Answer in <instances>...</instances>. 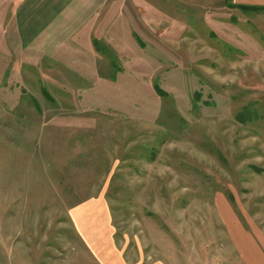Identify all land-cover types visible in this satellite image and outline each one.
I'll list each match as a JSON object with an SVG mask.
<instances>
[{"label": "rangeland", "instance_id": "1", "mask_svg": "<svg viewBox=\"0 0 264 264\" xmlns=\"http://www.w3.org/2000/svg\"><path fill=\"white\" fill-rule=\"evenodd\" d=\"M231 3L0 0V264H264V9Z\"/></svg>", "mask_w": 264, "mask_h": 264}, {"label": "trees", "instance_id": "2", "mask_svg": "<svg viewBox=\"0 0 264 264\" xmlns=\"http://www.w3.org/2000/svg\"><path fill=\"white\" fill-rule=\"evenodd\" d=\"M231 6H234V7H238L240 8L242 11H245V12H249V11H261L264 9V6H256V5H243V4H235V3H231ZM157 88V91L161 94H163V91L161 89H159L158 87ZM256 110L253 112L252 115H256ZM239 116H244V112H242ZM257 116V115H256ZM255 119V117H254ZM244 120V119H243ZM247 120V119H245ZM244 120V121H245Z\"/></svg>", "mask_w": 264, "mask_h": 264}, {"label": "crops", "instance_id": "3", "mask_svg": "<svg viewBox=\"0 0 264 264\" xmlns=\"http://www.w3.org/2000/svg\"><path fill=\"white\" fill-rule=\"evenodd\" d=\"M236 4L264 6V0H233Z\"/></svg>", "mask_w": 264, "mask_h": 264}]
</instances>
